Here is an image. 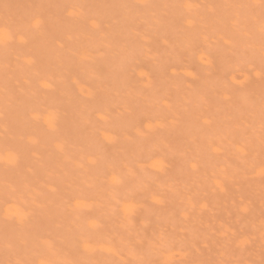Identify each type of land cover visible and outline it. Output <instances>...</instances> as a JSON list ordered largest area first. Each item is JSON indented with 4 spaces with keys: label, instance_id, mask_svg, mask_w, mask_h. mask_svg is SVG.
Masks as SVG:
<instances>
[{
    "label": "rangeland",
    "instance_id": "1",
    "mask_svg": "<svg viewBox=\"0 0 264 264\" xmlns=\"http://www.w3.org/2000/svg\"><path fill=\"white\" fill-rule=\"evenodd\" d=\"M259 5L0 0V264H259Z\"/></svg>",
    "mask_w": 264,
    "mask_h": 264
},
{
    "label": "bare ground",
    "instance_id": "2",
    "mask_svg": "<svg viewBox=\"0 0 264 264\" xmlns=\"http://www.w3.org/2000/svg\"><path fill=\"white\" fill-rule=\"evenodd\" d=\"M88 23H89V26L90 27H92V28H94V27H96L97 26V24H95L96 22H94V21H88ZM1 39V38H0ZM3 40V42H6V41H8L9 39H10V36L8 35V33L6 32V31H4L3 32V38H2ZM15 39L17 40V41H21L22 40V37L20 36V35H16L15 36ZM79 57H83V56H85V54L84 53H80L79 55H78ZM26 61H28L27 59H25ZM44 86H46L47 87V85L45 84L46 82H41ZM41 84V85H42ZM79 90H81V88L79 87ZM85 93L86 94H88V92L87 91H85ZM36 115H33V117H35ZM43 121L46 123V125L47 126H49L50 125V121H49V116L48 115H46V116H44V118H43ZM109 138V137H108ZM1 159V161L4 163V164H11L12 163V157L9 155V154H5L3 157H1L0 158ZM83 205H84V202L82 201V200H78V201H76L75 202V206L76 207H78V208H82L83 207ZM6 213L7 214H11V215H14L16 218H19L20 216H21V212L19 211V207H17V206H14L13 204H10V205H8L7 207H6Z\"/></svg>",
    "mask_w": 264,
    "mask_h": 264
},
{
    "label": "snow or ice",
    "instance_id": "3",
    "mask_svg": "<svg viewBox=\"0 0 264 264\" xmlns=\"http://www.w3.org/2000/svg\"><path fill=\"white\" fill-rule=\"evenodd\" d=\"M259 7L261 8V20H262V27H261V36H262V46H264V0H260V5ZM16 264H26V262L22 261H17ZM255 264V262H253ZM259 264H264V259H261Z\"/></svg>",
    "mask_w": 264,
    "mask_h": 264
}]
</instances>
